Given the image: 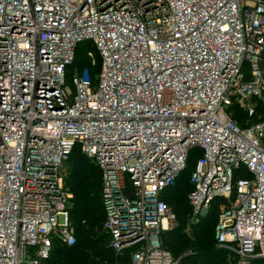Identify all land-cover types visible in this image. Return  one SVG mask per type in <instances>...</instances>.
<instances>
[{
	"label": "built area",
	"instance_id": "1",
	"mask_svg": "<svg viewBox=\"0 0 264 264\" xmlns=\"http://www.w3.org/2000/svg\"><path fill=\"white\" fill-rule=\"evenodd\" d=\"M82 43L99 71L68 78ZM261 100L264 0H0V264L76 244L62 169L78 149L102 173L109 246L131 264H181L164 194L192 156L194 215L222 200L218 246L263 258L264 118L230 113L255 117Z\"/></svg>",
	"mask_w": 264,
	"mask_h": 264
},
{
	"label": "trees",
	"instance_id": "2",
	"mask_svg": "<svg viewBox=\"0 0 264 264\" xmlns=\"http://www.w3.org/2000/svg\"><path fill=\"white\" fill-rule=\"evenodd\" d=\"M88 51L94 52L95 55L94 64L92 63L93 59L87 56ZM83 68H88L90 70L91 76H93L94 78L96 77L100 68L99 54L91 43H82L78 45L76 49V58L74 64L68 69V78L72 72ZM241 111H243V109H241L237 105H234L230 110L232 118L236 120L238 124L240 123L239 115ZM243 113L245 116L244 118L246 119L247 117V120H244L243 124L242 123L239 124L242 127H246L251 123L258 121L259 116L264 118V100H261L259 102L257 106V115L255 117L250 118L248 114L245 113V111H243ZM73 156L85 157L90 163L94 165V167L90 166L89 163L82 165V169L78 177L79 179L77 185L76 187L73 188V190L74 193L76 194L75 202L76 203L81 202L82 205L87 204L91 206V210L95 211L96 215L95 217L92 218L88 217L87 223H85L80 227L79 239L77 232L75 230L77 242L74 246L70 247L60 242L59 240H55L50 255L44 261V264H74L78 259H83V258L85 262L88 261L90 263L93 262L95 259H99L100 254H102V250L100 251L101 241H100V235H98V232H100L99 230L102 231L101 236H103L105 239L103 243L105 248L104 252L105 253L111 252L113 254L115 253L114 258L112 259H107L106 256L108 255L104 254V257L102 258L100 264H131V252L127 251V252L118 253L115 250H113L109 246L110 237L103 229L106 213L102 202V173L100 169L90 158H88L79 149L75 150L70 156V158ZM196 159H197L196 156H192L190 158L188 168L181 173L175 186L167 190L164 194V200L173 208L178 218L177 226L174 229L167 231L163 234L164 244L166 248H168L174 254L175 257L180 258L181 264H187V260L185 258L177 256L174 250L169 246V244L172 245L180 244L181 242L180 235L177 234L178 232L177 228L179 225V215H180L179 208H183L182 213H184V217L188 216L187 213H189V208H190L192 212L193 223L196 225V228L202 229L206 226L212 225L213 226L212 231L214 232L213 241L211 242L210 249H194L193 252L198 254L196 256L197 257L202 256V258L209 256L210 258L211 257L214 258L215 260L209 264H238V259L236 254L225 248L219 247L216 240V225L218 221V215L220 212V204L223 203V201L221 200V202H217L214 205V207L211 209L210 213L201 218H198L194 215L192 206L189 204L188 194L193 188L190 178H191V173L195 166ZM80 161H81L80 158H78L75 162L78 163ZM187 172H189L188 176L186 175ZM64 178L66 185L65 175ZM184 202H187V207H185ZM101 215L103 217L102 224L99 223V221H97ZM70 217L72 220V224L75 228L72 214H70ZM188 246H190V244L188 245L186 243L184 244L183 247H188ZM65 250L68 253H72V254H76L78 252H83L85 254L83 255V257H79L77 259L72 258L68 260H56L55 255L57 253L64 254ZM194 260H197L196 261L197 264H203L200 261H198V259H194ZM248 264H264V257L254 259L250 261V263Z\"/></svg>",
	"mask_w": 264,
	"mask_h": 264
},
{
	"label": "rangeland",
	"instance_id": "3",
	"mask_svg": "<svg viewBox=\"0 0 264 264\" xmlns=\"http://www.w3.org/2000/svg\"><path fill=\"white\" fill-rule=\"evenodd\" d=\"M239 122L244 123V120H247L244 118V113L241 111L239 115ZM239 123V124H240ZM80 158V162L76 163L75 161ZM89 163L90 166L94 165L90 163L85 157L82 156H73L70 158L68 162H66L63 166V174L66 177V191L70 195V201H69V209H70V214H72L73 217V223L75 224V230L78 235V239L80 237V227L87 223L88 217H95L96 212L91 210V206L84 204L82 205L81 202L76 203V194L74 193L73 188L76 187L77 182H78V177L82 169V165H85ZM186 175H189V172L186 173ZM185 207H187V202H184ZM179 225H178V232L177 234L180 235V244L179 245H172L169 244V246L174 250L175 254L179 257L185 258L187 260V264H197L194 259H198L203 264H209L212 263L215 259L210 258L209 256L202 258V256H196L198 255L197 253H194V249H210L211 242L213 241V235L214 232L212 231L213 226L209 225L206 226L202 229L196 228V225L193 223V218H192V212L189 208V213H187V217H184L183 208H179ZM99 223H103V217L102 215L98 218ZM60 224L64 222V216H60L59 218ZM193 223V224H192ZM98 235H100V241H101V246H100V251L102 250V254H100L99 259H95L93 262H90L91 264H100L102 258L104 257V254H107L106 256L107 259H112L115 256V253H105L104 252V237L101 236V230H99ZM212 231V232H211ZM190 244L188 247H183L184 244ZM80 244V242H79ZM183 245V246H182ZM85 253L83 252H78L76 254L68 253L65 250V253L63 254H56L55 259L56 260H68L72 258H79L83 257ZM201 255V254H200ZM90 264L88 261H84L83 259H78L76 263L74 264ZM111 263V262H110Z\"/></svg>",
	"mask_w": 264,
	"mask_h": 264
}]
</instances>
